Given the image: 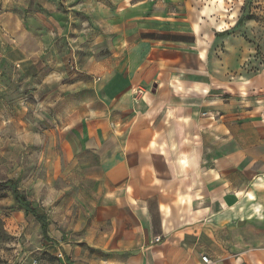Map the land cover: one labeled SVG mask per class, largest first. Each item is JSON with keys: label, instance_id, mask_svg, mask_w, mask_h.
Returning a JSON list of instances; mask_svg holds the SVG:
<instances>
[{"label": "crops", "instance_id": "crops-1", "mask_svg": "<svg viewBox=\"0 0 264 264\" xmlns=\"http://www.w3.org/2000/svg\"><path fill=\"white\" fill-rule=\"evenodd\" d=\"M7 16L18 62L39 35ZM148 21L113 31L108 56L82 63L70 89L57 61L52 77L44 62L18 63L28 94L70 114L55 121L71 122L68 172L88 183L87 212L102 229L85 241L103 257L78 243L70 257L58 250L69 264H264V96L228 84L222 67L214 77L207 61L194 67L191 31Z\"/></svg>", "mask_w": 264, "mask_h": 264}, {"label": "rangeland", "instance_id": "rangeland-1", "mask_svg": "<svg viewBox=\"0 0 264 264\" xmlns=\"http://www.w3.org/2000/svg\"><path fill=\"white\" fill-rule=\"evenodd\" d=\"M12 12L21 20L16 31L27 24L39 35L18 62L10 56L15 40L7 15ZM137 16L147 21L138 23ZM153 17L157 30L192 32L183 37L194 67L207 61L213 77L215 67H222L228 84L245 82L250 88L243 89H254L263 98L264 0H0V181L11 180L48 220L44 239L40 223L19 206L9 186L0 185V264H61L56 255L61 244L68 257L67 245L77 243L104 256L85 241L102 230H94L95 218L87 212L92 205L86 199L88 183L73 182L68 172L71 122L64 129L55 125L62 116L70 121V114L56 115L54 102L28 94V70L18 63L44 62L52 77L49 67L57 61L70 89L69 80L82 63L108 56L113 31L145 25Z\"/></svg>", "mask_w": 264, "mask_h": 264}, {"label": "trees", "instance_id": "trees-1", "mask_svg": "<svg viewBox=\"0 0 264 264\" xmlns=\"http://www.w3.org/2000/svg\"><path fill=\"white\" fill-rule=\"evenodd\" d=\"M248 18H252V15H248ZM243 21V17L239 19V22ZM0 185L2 186H9L12 190L13 196L15 201L21 206L26 213L31 214L39 223L41 232L43 234L44 239H48V220L47 214L44 212L36 211L29 201L27 200L26 196L23 194L21 190L16 188L15 184L11 180H4L0 181Z\"/></svg>", "mask_w": 264, "mask_h": 264}, {"label": "built area", "instance_id": "built-area-1", "mask_svg": "<svg viewBox=\"0 0 264 264\" xmlns=\"http://www.w3.org/2000/svg\"><path fill=\"white\" fill-rule=\"evenodd\" d=\"M154 240L155 241H159L160 237L157 236V237L154 238ZM56 255L60 259L61 264H69V262L66 260L65 255H64V253L62 251L59 250ZM201 260L204 263H209L210 262V259L206 255H202L201 256Z\"/></svg>", "mask_w": 264, "mask_h": 264}]
</instances>
